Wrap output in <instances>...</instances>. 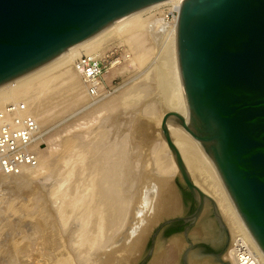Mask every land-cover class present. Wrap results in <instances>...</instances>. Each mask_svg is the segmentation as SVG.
<instances>
[{"label": "bare ground", "instance_id": "obj_1", "mask_svg": "<svg viewBox=\"0 0 264 264\" xmlns=\"http://www.w3.org/2000/svg\"><path fill=\"white\" fill-rule=\"evenodd\" d=\"M175 1L124 18L51 64L0 88L1 105L9 100L26 101L40 126L46 121L43 110H53L66 97L71 100L68 106L84 98L85 94L79 93L81 85L73 61L83 55L99 59L95 54L113 41L127 46L137 64L142 59L147 61L146 56L160 42L168 70L149 71L135 86L105 102L103 96L93 99L103 102L97 106V113L110 116L102 118L97 132L66 140L60 155L43 156L49 174L30 175L40 168L39 158L36 167L24 168L18 175H0V185L14 183L19 188L0 203V264H135L154 227L180 212L171 188L178 174L176 166L166 144L161 139L152 140L149 134L160 125L165 112L187 114L176 57L178 16L166 22L161 15L165 8L170 14ZM177 129L168 126L171 138ZM176 148L192 181L216 203L233 237H243L261 253L233 208L211 160L183 144ZM195 233L207 236L203 225ZM180 243L171 240L169 248L177 252ZM165 256L166 250L157 249L150 264H163ZM226 257L236 264L231 252Z\"/></svg>", "mask_w": 264, "mask_h": 264}, {"label": "water", "instance_id": "obj_2", "mask_svg": "<svg viewBox=\"0 0 264 264\" xmlns=\"http://www.w3.org/2000/svg\"><path fill=\"white\" fill-rule=\"evenodd\" d=\"M166 1L0 0V88ZM179 1L176 57L187 114L167 111L158 132L197 208L189 218L161 220L149 236L154 242L179 220L195 225L206 208L225 226L216 203L189 176L176 148L183 144L211 160L264 258V0ZM169 125L179 127L172 138ZM150 256L153 249L141 264Z\"/></svg>", "mask_w": 264, "mask_h": 264}, {"label": "rangeland", "instance_id": "obj_3", "mask_svg": "<svg viewBox=\"0 0 264 264\" xmlns=\"http://www.w3.org/2000/svg\"><path fill=\"white\" fill-rule=\"evenodd\" d=\"M121 43L122 42L120 40L113 41L112 43L107 45L109 47L107 46L104 47V49L106 50L101 49L100 50L101 53L100 52L97 53L99 55L95 54V56L99 58H106L108 56V59H107L108 70L104 74L103 79L101 80L103 87L100 88V92L102 93L101 96H103L102 99L105 98L104 100L102 99L100 100L104 102L106 100L112 99L113 97L119 96L123 91L131 88L133 85L135 86L138 82H140L142 79L145 78V76L147 75L146 73H151L149 72L151 70H153L154 72L160 71L162 73H166L168 71L167 63L165 60V52L164 50H162L163 49L161 48L162 46L160 47L161 45L160 42L154 45L153 52L149 54L151 56L149 55H148L149 57L146 56V60L147 58H149L147 61L142 59L143 62L145 61L144 64L141 63L142 60L140 61V64H137L135 60L133 61V58L135 56L133 55V53H131V51L127 50L128 49L127 46ZM79 82L81 85L79 93L81 94L83 93L82 95L85 94V96H83L84 98H82L79 102L75 103L72 106H68L71 100H70V97H66L62 100H59L56 103V107L53 110L47 113H45L46 111L43 110L44 111L43 117L46 119V121L48 119L49 120L47 122L44 121V123L40 124V129L42 133L44 134V146H42L38 152L41 166L39 169H36V170L34 169L31 171L30 175L32 177H40L43 175H47V173L48 174L50 173V171L48 172V167L43 163V156H47V155L57 156V154L60 155V153L64 152V148H63L64 146L62 145L63 143H65L66 140H69L72 136H75L77 134L88 135V134L97 132L102 127L100 123L102 118L104 119V117L107 118L110 116L108 113L103 112V111H102L103 113H97V109H98L97 106L99 107L103 102L102 101L98 102L99 100L96 101V100L90 99V97H88L87 94L85 93L84 87L80 79H79ZM63 107H64V111H61L62 110L61 108ZM51 114L53 115L55 114V115L53 116ZM113 118L115 119V116L112 117V119ZM158 128H159V125H155L154 128L151 129V132L149 133L150 138L152 140L161 139L163 141V139L161 138V135L158 132ZM123 129H120V130L122 131ZM63 170H61V172ZM64 172L65 170L63 171V173ZM63 173H59V174H63ZM52 175L54 176V174H50V176ZM11 181L12 180H10L9 182ZM48 182H50V180ZM41 183H43V180L41 181ZM183 187L184 185L182 181L180 180L179 175L176 174L174 178L172 179L171 188L173 189L177 198L180 194L179 190H181ZM18 189H19L18 186L15 185L14 183L10 185H0V203H5L8 198L13 196L17 192ZM208 210L209 208L205 209L204 215L208 212ZM196 225H198V223ZM225 227L230 235V239L232 240L234 237L232 233L230 232V230L228 229L229 227L226 223H225ZM195 232H197V226L196 228H194V230H192L191 235L194 236L196 234ZM147 238L149 239L150 236ZM147 238H146L145 244L148 240ZM172 239L173 240L178 239L179 242H181L180 243L181 251L176 252L168 248L171 251L169 250L167 252L168 253L167 264H179L180 257H181L180 255H181V252L184 250L186 243L181 236H178ZM222 257L224 259L225 264H231L226 257V253H223ZM151 258L152 257L150 256L145 261L144 264H148V263L150 264ZM144 259H141V260H144ZM139 260H140V257L135 264H138ZM39 264H42V263H39ZM200 264H214V263L209 262V261H203Z\"/></svg>", "mask_w": 264, "mask_h": 264}, {"label": "built area", "instance_id": "obj_4", "mask_svg": "<svg viewBox=\"0 0 264 264\" xmlns=\"http://www.w3.org/2000/svg\"><path fill=\"white\" fill-rule=\"evenodd\" d=\"M179 1L161 13L166 22L177 18ZM166 14V15H165ZM161 18L160 15H156ZM155 16V17H156ZM165 16V17H164ZM108 56L95 58L83 55L72 63L73 71L79 77L85 93L90 99L101 97V80L108 70ZM103 90V89H102ZM44 146V134L28 103L23 100H9L0 108V175L15 176L24 168H34L39 163V150ZM232 253L236 264H264L263 256L243 237L235 236L231 240L226 254Z\"/></svg>", "mask_w": 264, "mask_h": 264}, {"label": "flooded vegetation", "instance_id": "obj_5", "mask_svg": "<svg viewBox=\"0 0 264 264\" xmlns=\"http://www.w3.org/2000/svg\"><path fill=\"white\" fill-rule=\"evenodd\" d=\"M179 193L181 200L179 204L180 212L173 217L177 219H186L194 214L197 204L185 187L179 190ZM203 215L197 222L198 225H192L191 221L184 222L179 220L162 227L156 235L154 242H152V238L150 237L146 244H144L138 264L142 263L143 260L141 259L147 256L150 249H153L154 254L159 248L163 249L164 252L166 250L163 264H167V252L170 250L168 249V244L173 240L172 238L178 236H181L186 243L184 250L181 252L179 264L202 263L203 261H209L214 264H225L222 255L226 253L231 245L230 235L226 227L216 221L211 208H209L204 216ZM202 225L206 228L207 236L201 237L196 234L192 236V230H194L196 226L198 228L202 227ZM202 238H204V240ZM179 251H181V244L178 252Z\"/></svg>", "mask_w": 264, "mask_h": 264}]
</instances>
